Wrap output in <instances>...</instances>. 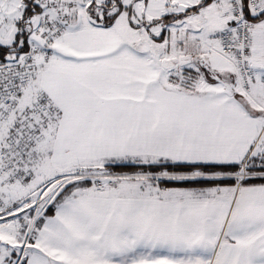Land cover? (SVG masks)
I'll return each mask as SVG.
<instances>
[{
    "label": "snow or ice",
    "instance_id": "snow-or-ice-1",
    "mask_svg": "<svg viewBox=\"0 0 264 264\" xmlns=\"http://www.w3.org/2000/svg\"><path fill=\"white\" fill-rule=\"evenodd\" d=\"M0 264H264V0H0Z\"/></svg>",
    "mask_w": 264,
    "mask_h": 264
}]
</instances>
